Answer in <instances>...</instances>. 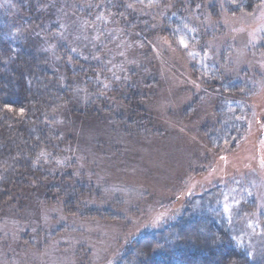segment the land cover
<instances>
[{
	"label": "rangeland",
	"instance_id": "obj_1",
	"mask_svg": "<svg viewBox=\"0 0 264 264\" xmlns=\"http://www.w3.org/2000/svg\"><path fill=\"white\" fill-rule=\"evenodd\" d=\"M234 1L0 0V59L31 40L66 84L62 48L95 88L76 81L55 126L48 174L69 183L0 213V264H125L141 237L171 239L204 211L264 264V0ZM242 77L257 87L247 133L212 148L220 84Z\"/></svg>",
	"mask_w": 264,
	"mask_h": 264
},
{
	"label": "trees",
	"instance_id": "obj_2",
	"mask_svg": "<svg viewBox=\"0 0 264 264\" xmlns=\"http://www.w3.org/2000/svg\"><path fill=\"white\" fill-rule=\"evenodd\" d=\"M259 2L235 0V7L229 12L248 13ZM56 50L66 84L50 67L47 54L39 51L31 40L1 49L4 56L0 59V213L14 206L27 192H42L45 198L57 187L62 191L63 183H69L65 174L58 177L48 174L50 167L46 161L57 164L54 172L61 170L56 159L65 138L55 128L58 116L72 105L76 81L85 83L93 95L92 81L82 74L91 71L93 66L84 65L81 69L77 58L70 57L67 61L62 48ZM256 92V85L248 77L221 82L216 122L205 131L212 148L233 149L244 138L246 120L252 112L249 98ZM65 193L59 200L64 205L69 199ZM123 262L253 264L246 251L235 244L226 221L210 211L196 215L171 239L158 241L151 234L144 235L132 244Z\"/></svg>",
	"mask_w": 264,
	"mask_h": 264
}]
</instances>
